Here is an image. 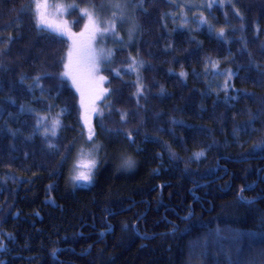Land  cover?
Returning <instances> with one entry per match:
<instances>
[{
    "label": "trees",
    "instance_id": "obj_1",
    "mask_svg": "<svg viewBox=\"0 0 264 264\" xmlns=\"http://www.w3.org/2000/svg\"><path fill=\"white\" fill-rule=\"evenodd\" d=\"M62 1L70 5L63 37L39 28L35 0H0V260L186 264V244L208 230L264 236V149L254 147L264 145V0H217L201 10L200 0H186L189 8L124 0L133 37L127 47L110 38L112 57L100 69L107 79L96 91L74 53L86 44L82 11L101 17L106 0ZM70 51L67 71L80 75L56 90L51 75L66 71ZM37 77L60 116L48 131L21 112L26 102L52 104L34 99ZM82 99L103 113L93 121L102 157L91 185L76 188ZM128 157L134 165L117 169ZM211 264L232 260L219 254Z\"/></svg>",
    "mask_w": 264,
    "mask_h": 264
},
{
    "label": "rangeland",
    "instance_id": "obj_2",
    "mask_svg": "<svg viewBox=\"0 0 264 264\" xmlns=\"http://www.w3.org/2000/svg\"><path fill=\"white\" fill-rule=\"evenodd\" d=\"M211 1L212 0H200L202 4L201 6L199 4L200 10L204 7V5H207L208 2ZM180 2L183 4V6L189 8L186 0H180ZM115 4H120L121 7H113ZM125 7L124 0H106L105 14L101 17H93V15H91L92 20L100 30L110 26L113 20H115V32L117 31V36L115 37L120 40L119 42L123 44V47H127L133 37V31L131 30L132 27H130V15L127 8L125 9ZM69 10L70 5L62 0H35L34 2V15L37 25H39V28L51 33H55L53 31L54 29L62 31L69 26L67 19ZM85 12L86 11H82V14L87 18L86 25H89V28L87 29V36L84 39L85 43L91 44V47L97 52H99L101 49H104L106 52L111 50L112 48H110L109 44H111L110 38L114 37L113 35L106 34L103 38H101L99 32H97L95 39H90L92 29L89 18L87 15H85ZM113 13L116 14L115 17L113 16ZM117 26L119 27L118 29ZM70 53H72V51H70L69 54ZM105 63L106 62H102L100 64V69ZM81 70L82 73L84 72L85 74L88 72L86 63L83 64ZM79 75L80 73H76L75 77H78ZM99 76H102L101 70L99 73L91 75L88 81L90 90L96 91L100 88L101 82L99 81ZM30 84L32 85V90H34V99L37 98L48 103L49 100L52 101L50 95L42 91L36 82L31 81ZM78 84H86V81H79ZM79 88L83 90V95L88 94L86 92L88 91L87 87L79 86ZM89 103L90 102L88 99H82L80 104L82 116L81 122L83 126L81 127V131L77 136L79 138L83 136V141H81V143L77 146L78 150L75 152L70 169L71 182L76 188H86L91 185L95 169L100 162V157H102L101 147L95 137V126L93 122L97 116L96 113L98 112V109L92 104V102L90 104ZM21 106H23L25 109L21 112L35 113L37 115V126L38 129H41L42 131H48L47 125L50 121L53 124H58L60 116H56V114L53 112L57 108L54 100L52 101V104L46 105L47 107L43 106L37 108L27 102ZM93 109H95V111H93ZM15 119V115L8 117V122L10 125ZM89 129L94 130L92 141L88 140ZM54 132H56V129H54ZM97 145H99V150H97ZM92 160H95L96 166L91 170V180L87 182L75 180L74 177L80 171H88V169L83 168L80 165L82 163L88 164ZM117 165H123L122 168L117 166V169L122 171L124 168V161H120V164L117 163ZM184 254V260L186 264H211L212 258H217L219 254L222 255L223 258L224 256L231 258L232 264H264V236L218 227L213 230H208L205 233L203 232L198 237L189 240L186 244Z\"/></svg>",
    "mask_w": 264,
    "mask_h": 264
},
{
    "label": "snow or ice",
    "instance_id": "obj_3",
    "mask_svg": "<svg viewBox=\"0 0 264 264\" xmlns=\"http://www.w3.org/2000/svg\"><path fill=\"white\" fill-rule=\"evenodd\" d=\"M216 2H217V0H212L211 3H208L206 5V7L209 8V9H211ZM237 2H238V0H237ZM229 3H231V0H229ZM140 6L141 7L143 6V0H141ZM113 7L120 8L121 5L120 4H115V5H113ZM85 15L88 16L89 21H90V24H91L92 31H91L90 39H95V36H96L97 32H99V35L101 36V38H103L106 34H111L114 37L117 36V34L115 32V20H113V22L111 23L110 26H107V27L103 28V30H100L95 25L94 21L92 20L91 14L85 12ZM115 15L116 14L113 13V16L114 17H115ZM236 15H240V13L237 11L236 12ZM204 22L205 21H203V20L201 21V23H204ZM85 27H86V29H88L89 28V25H86ZM53 31L56 34H58L59 36H61V37H63L65 35V32H63V31L55 30V29ZM81 35H84V33H81ZM219 35H220V38H223L224 37V30L223 29L220 30ZM69 57H70L69 63H65L64 64V68L66 69V71L60 73L58 76L51 75V74H47V75H51V79L53 81L59 80V83H54L53 84V87L56 90H59V87L64 83L65 78H71L74 85L77 83L75 77L74 76H71L70 77L69 72L67 71V69L70 66V63H73V60H72L73 53H70L69 54ZM111 57H112L111 50H108L106 52L104 49H101L99 52H97L95 49H93L91 47V44H84V43H82L75 50V53H74V63H75V65L77 67L80 64L86 63L87 68H88L89 75L91 76V75H94V74L99 73V71H100V64L102 62H108V61H110L111 60ZM114 75L116 77H118V76H120V72L119 71H115ZM184 75H185V73H183V72L180 73V76L181 77H183ZM106 79L107 78L105 76H99V81L100 82H104ZM39 80H40V78L37 77L36 78L37 85L39 84ZM77 91H80V88L79 87H77ZM102 91H103L104 94H107L108 93V89L107 88L103 89ZM161 91L163 92V89ZM8 103L14 105L16 103V100L14 98L9 97L8 98ZM24 110H25L24 107L21 106V111H24ZM3 111H4L3 105L0 104V115H2ZM93 111H95V109H93ZM9 115L11 116L12 114L9 113ZM96 115H97L98 119L103 117V113L102 112H97ZM126 115L127 114L122 115L121 116V119H125L126 118ZM104 130L105 131H108L110 133L114 132V130H112V129H104ZM252 130H254V129H252ZM3 131H4V129L0 128V132H3ZM8 131L11 133V135H13V136L16 135V132L15 131H12L11 129H8ZM238 131H244V132L247 133L249 131V129L248 128H243V129H239ZM52 135H56V133L53 132ZM93 135H94V130L93 129H89V135H88V140L89 141H92L93 140ZM127 138L131 141V139H132L131 133H128L127 134ZM48 147L53 148V147H55V145L49 144ZM254 147L255 148H259V149H264V145H256ZM97 150H99V145H97ZM201 155H203V153H201ZM80 166L83 167V168L88 169V171L87 172L80 171L74 177V179L77 180V181H86V182L87 181H90L91 180V170L93 168H95V166H96L95 160L90 161L88 164H83L82 163ZM132 166L133 165H132L131 161L126 162V167L131 168ZM100 235L103 236L104 233H101ZM3 251H4V249L3 248H0V252H3ZM57 251H59V250H57ZM53 255H54V259H55L56 258L55 257V254H53ZM0 264H5V262L2 261V260H0Z\"/></svg>",
    "mask_w": 264,
    "mask_h": 264
},
{
    "label": "clouds",
    "instance_id": "obj_4",
    "mask_svg": "<svg viewBox=\"0 0 264 264\" xmlns=\"http://www.w3.org/2000/svg\"><path fill=\"white\" fill-rule=\"evenodd\" d=\"M131 161L132 165H134V160L131 157H128L124 161V166H126V162ZM129 168V167H128Z\"/></svg>",
    "mask_w": 264,
    "mask_h": 264
}]
</instances>
